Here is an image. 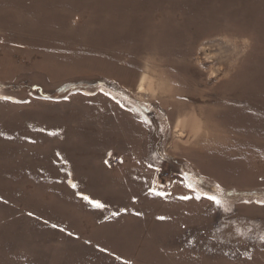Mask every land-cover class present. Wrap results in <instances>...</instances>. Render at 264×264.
I'll use <instances>...</instances> for the list:
<instances>
[{"label": "rangeland", "instance_id": "374dc122", "mask_svg": "<svg viewBox=\"0 0 264 264\" xmlns=\"http://www.w3.org/2000/svg\"><path fill=\"white\" fill-rule=\"evenodd\" d=\"M261 201L264 0H0V264H264Z\"/></svg>", "mask_w": 264, "mask_h": 264}, {"label": "snow or ice", "instance_id": "6c2138e0", "mask_svg": "<svg viewBox=\"0 0 264 264\" xmlns=\"http://www.w3.org/2000/svg\"><path fill=\"white\" fill-rule=\"evenodd\" d=\"M189 187H191V185H189ZM197 198H199V197H197ZM207 198L209 200H212L217 206H221V201L219 199H217L215 196H208ZM84 199L88 200L89 203H94L95 207L98 209H102L104 207V205L102 203L93 202L88 197H84ZM182 199H189V197H182ZM261 203H264V201H261Z\"/></svg>", "mask_w": 264, "mask_h": 264}, {"label": "bare ground", "instance_id": "6f19581e", "mask_svg": "<svg viewBox=\"0 0 264 264\" xmlns=\"http://www.w3.org/2000/svg\"><path fill=\"white\" fill-rule=\"evenodd\" d=\"M145 91H146V83H142V84H140L139 86H138V88H137V92H136V95L138 96V97H142L143 96V94L145 93ZM179 127H177V129H175V133H176V137H177V135L179 136L180 134H181V132H179Z\"/></svg>", "mask_w": 264, "mask_h": 264}, {"label": "crops", "instance_id": "0c3cea01", "mask_svg": "<svg viewBox=\"0 0 264 264\" xmlns=\"http://www.w3.org/2000/svg\"><path fill=\"white\" fill-rule=\"evenodd\" d=\"M187 127H190V128H192L191 126H189V125H187ZM196 127V126H195ZM175 131V130H174ZM197 131V135H199L200 134V130H196ZM175 139H173V140H171V142H170V144H173V141H174ZM175 143V142H174ZM168 147V146H167ZM173 147H174V145H173ZM169 148V147H168Z\"/></svg>", "mask_w": 264, "mask_h": 264}]
</instances>
